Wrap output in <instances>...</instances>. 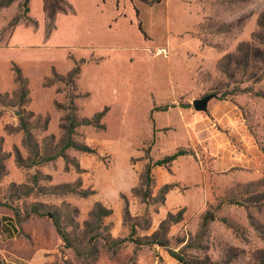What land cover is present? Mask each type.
<instances>
[{
	"label": "rangeland",
	"instance_id": "rangeland-1",
	"mask_svg": "<svg viewBox=\"0 0 264 264\" xmlns=\"http://www.w3.org/2000/svg\"><path fill=\"white\" fill-rule=\"evenodd\" d=\"M24 2L13 17L0 12V36L9 35L18 23L34 26H27V38L0 41V210L13 214L19 226L14 238L0 242V262L31 264L39 253L47 264H135L141 251L148 250L145 256L164 263L170 248L188 244L183 253L196 260L261 264L264 171L252 178L213 172L207 178L208 202L197 213L202 187L165 203L166 193L180 186L157 185L153 168L166 155L159 151L161 129L149 110L155 85L150 57L169 58L171 47L156 43L119 50L87 40L53 44L56 19L50 32L46 26L36 30L38 21L25 12ZM194 9L199 20L193 33L218 57L202 90L192 97L214 93L210 101H236L264 146V0H195ZM80 35L88 39L87 30ZM159 47L168 48L169 55L156 54ZM17 69L26 79L27 97H21ZM73 69L79 73L71 78ZM71 99L79 119L103 113L93 124L78 125L72 136L89 151L64 148L63 123ZM155 119L160 123L170 116L163 112ZM52 155L56 157L47 159ZM208 159L201 153L206 169ZM148 167L152 179L145 200L133 189H147ZM164 186L169 187L163 193ZM180 211L179 220L164 223L170 213ZM49 213L60 218L67 241ZM205 214L215 219L203 228ZM156 233L166 245L132 241ZM118 238L129 240L118 243Z\"/></svg>",
	"mask_w": 264,
	"mask_h": 264
},
{
	"label": "crops",
	"instance_id": "crops-1",
	"mask_svg": "<svg viewBox=\"0 0 264 264\" xmlns=\"http://www.w3.org/2000/svg\"><path fill=\"white\" fill-rule=\"evenodd\" d=\"M67 1L74 11L57 14L56 28L51 35L53 44L70 41L68 44L75 45L87 40L110 49L135 46L133 48L139 50L138 47L159 43L172 49L169 58L150 57L155 85L150 91L149 110L151 114L153 111L155 126L161 129L159 151H163V155L173 154L179 148H189L194 153L179 155L167 168L163 165L153 168L157 185L160 182L171 187L180 186L166 193L165 203L174 197L198 192L194 188L200 186L203 195L194 211L197 213L208 202L207 178L213 172L252 178L264 171V146L257 140L236 101L226 98L209 101L207 111H198L189 104L195 99L192 96L202 90L218 57L200 35L193 33L199 20V13L194 9L195 0ZM23 2L14 0L0 12H5L7 18L13 17ZM28 15L38 21L36 30L43 29L46 26L44 0H29ZM27 26L29 30L34 28L31 24L18 23L9 35L0 36V41L9 44L12 37L27 38ZM156 28L161 32L157 33ZM85 30L88 39L84 40L80 32ZM163 112L168 113L170 119L156 122V115ZM151 132L150 129L146 133L150 135ZM201 153L209 156L210 170L203 167ZM18 232L14 215L0 210V242L11 240ZM146 251H141L135 264H182L170 253L163 255L164 263H159L145 256ZM30 263L47 264V261L44 255L37 253Z\"/></svg>",
	"mask_w": 264,
	"mask_h": 264
},
{
	"label": "trees",
	"instance_id": "trees-1",
	"mask_svg": "<svg viewBox=\"0 0 264 264\" xmlns=\"http://www.w3.org/2000/svg\"><path fill=\"white\" fill-rule=\"evenodd\" d=\"M13 0H0V6L4 5V4H8ZM24 9L25 12L29 11V7H28V0H25L24 2ZM44 11L46 14V29L47 32H50L54 27H55V19H56V15L59 12H73L74 11V7L67 1V0H44ZM19 17L17 16L15 18V21H18ZM31 20H33L31 18ZM35 21V20H34ZM264 39V37H263ZM246 45V44H245ZM248 46V45H247ZM241 50V48L239 49ZM248 50H251V47L248 46ZM243 58H247L245 56V54H242ZM226 58H228L230 61L233 59V57L231 56H227ZM222 62V59L219 61V66L220 63ZM249 61L244 60V65H248ZM222 67V65H221ZM227 69H229V63L227 64V67L225 66L223 68V71H227ZM18 70V76H17V81L19 82V90H20V94L21 97H27V94L29 92L28 88H27V84H26V79L22 76V74H20V70ZM79 70L78 69H73L70 73L69 76L71 78H74L78 75ZM57 76L64 78L63 75L56 73ZM262 97H264V94H260ZM73 99V98H72ZM70 100V102L67 105V108L70 110L68 114L65 115L64 117V123H63V127L66 131V135H67V140L65 143L64 148H69L71 146H74L78 149H82V150H86L89 151L91 150V148H89L86 145H81L78 144L76 142H74L72 136L75 132V128L80 125V124H93L95 122L98 121L99 117H101L103 115L102 112L97 113L94 117L90 118V117H83L81 119L78 118L77 116V105L75 104V102L73 100ZM225 99V98H224ZM28 132V130H27ZM63 153V152H62ZM187 153H191V150H189L188 148H179L177 151H175L173 154L170 155H166L165 157L157 160L155 162V164H170L175 158H177L179 155L182 154H187ZM56 157L55 155L52 156H48L47 159H52ZM151 168L148 167L146 170V181H145V185L147 187V189L145 191H143L142 193L134 188L133 191L136 194H141L143 196V198L146 200L147 199V191L148 189H150L151 186ZM169 186H164L161 189V192H165L168 189ZM110 213V210H107ZM49 216L52 218L53 223L58 231V233L63 237V239L65 241L68 240V236H67V232L64 230L61 220L58 217V215L56 213H49ZM182 217V212L180 211L179 214L177 216L173 215V214H169V217L165 220L164 223L169 222L170 220H179ZM215 216H208V214L204 215L203 218V223H202V227L206 228L208 225V222L210 220H214ZM133 232H135V230H133ZM129 240L128 238H118L116 242H124ZM132 241H134L135 243L142 245V244H157V243H161V245H166V242L163 238L160 237L159 233L153 234L151 236V238H133ZM188 247V244H186V246H184L183 248H181L180 250H176L174 248H170L169 249V253L176 258L179 262H181L182 264H215L213 263L209 258H204L202 260L200 259H194V258H190L187 257L186 254H184V249ZM262 263L264 264V257L261 258ZM65 264H70L69 262L65 261Z\"/></svg>",
	"mask_w": 264,
	"mask_h": 264
},
{
	"label": "water",
	"instance_id": "water-1",
	"mask_svg": "<svg viewBox=\"0 0 264 264\" xmlns=\"http://www.w3.org/2000/svg\"><path fill=\"white\" fill-rule=\"evenodd\" d=\"M215 96H216V94L210 93V94H206L204 96L195 98L192 101V105L198 111H207L209 101Z\"/></svg>",
	"mask_w": 264,
	"mask_h": 264
},
{
	"label": "built area",
	"instance_id": "built-area-1",
	"mask_svg": "<svg viewBox=\"0 0 264 264\" xmlns=\"http://www.w3.org/2000/svg\"><path fill=\"white\" fill-rule=\"evenodd\" d=\"M155 53L169 55V49L166 47H159L156 49Z\"/></svg>",
	"mask_w": 264,
	"mask_h": 264
}]
</instances>
